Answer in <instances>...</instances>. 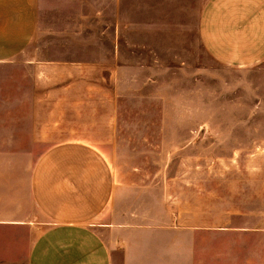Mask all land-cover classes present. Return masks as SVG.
<instances>
[{"label": "crops", "instance_id": "obj_1", "mask_svg": "<svg viewBox=\"0 0 264 264\" xmlns=\"http://www.w3.org/2000/svg\"><path fill=\"white\" fill-rule=\"evenodd\" d=\"M201 54L226 71L216 157L264 159V118L227 117L230 86L240 110L264 105V0H0V264H264V167L125 177L97 145L118 124L117 80L195 82Z\"/></svg>", "mask_w": 264, "mask_h": 264}, {"label": "rangeland", "instance_id": "obj_2", "mask_svg": "<svg viewBox=\"0 0 264 264\" xmlns=\"http://www.w3.org/2000/svg\"><path fill=\"white\" fill-rule=\"evenodd\" d=\"M201 73L197 81L175 78L153 80H117L121 95L119 100L118 124L113 128L110 142L97 143L102 147L111 166L125 177H131L132 170H139L145 176L154 173L158 167L168 168V176H176L177 167H198L201 182H223L226 177L233 180L250 178L255 172L248 168L264 167V159L219 158L224 143L215 144L210 140L209 118H224L222 109L225 103L224 79L214 78L215 71L226 72L214 65L203 54L200 55ZM253 69H263L264 64ZM236 75H230L229 83L239 82ZM152 81V80H151ZM145 83V84H144ZM196 88L195 94H183V90ZM192 90V89H191ZM217 90V100L215 99ZM237 95L228 89L231 106L228 116L231 118H264V105L256 112L240 110V104L246 106L247 91L238 88ZM243 93V94H242ZM236 96V99L234 97ZM42 98L49 96H41ZM54 97V96H53ZM66 99L67 96H57ZM70 99H74L70 96ZM49 104V103H48ZM48 107V105H47ZM195 108L190 109V108ZM47 112H42L46 114ZM186 120V125L182 121ZM193 122L195 126H193ZM86 128L56 127L55 137L62 138L66 130L83 131ZM104 134V130L93 128ZM51 135V134H50ZM219 140V136L216 138ZM49 143H42L43 151ZM232 144H229V147ZM216 147V148H215ZM36 161V160H33ZM227 168V170H226ZM229 168V169H228ZM138 172V171H137Z\"/></svg>", "mask_w": 264, "mask_h": 264}]
</instances>
